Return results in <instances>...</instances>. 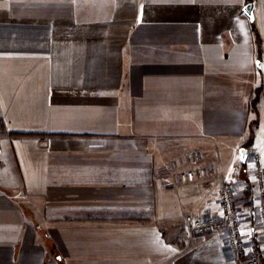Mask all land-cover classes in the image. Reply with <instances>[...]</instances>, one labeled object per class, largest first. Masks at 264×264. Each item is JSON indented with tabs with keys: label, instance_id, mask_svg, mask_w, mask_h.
Masks as SVG:
<instances>
[{
	"label": "crops",
	"instance_id": "0c3cea01",
	"mask_svg": "<svg viewBox=\"0 0 264 264\" xmlns=\"http://www.w3.org/2000/svg\"><path fill=\"white\" fill-rule=\"evenodd\" d=\"M261 83L264 0H0V264H238L185 219L262 238Z\"/></svg>",
	"mask_w": 264,
	"mask_h": 264
},
{
	"label": "built area",
	"instance_id": "2783aa9c",
	"mask_svg": "<svg viewBox=\"0 0 264 264\" xmlns=\"http://www.w3.org/2000/svg\"><path fill=\"white\" fill-rule=\"evenodd\" d=\"M249 170L254 178V198L251 219L259 227L262 238L257 240L248 234L244 217L238 205V185L225 181L220 198V214L208 216H187L185 236L221 234L232 258L238 264H264V165L256 151L250 152ZM194 175L183 176L182 180H194Z\"/></svg>",
	"mask_w": 264,
	"mask_h": 264
},
{
	"label": "trees",
	"instance_id": "16d2710c",
	"mask_svg": "<svg viewBox=\"0 0 264 264\" xmlns=\"http://www.w3.org/2000/svg\"><path fill=\"white\" fill-rule=\"evenodd\" d=\"M253 32L255 33L257 44L260 43V36L258 34L257 28L252 24ZM264 100V86L263 83L255 90L251 99V111L255 115V119L251 123V143L254 139V128L259 124V105Z\"/></svg>",
	"mask_w": 264,
	"mask_h": 264
},
{
	"label": "water",
	"instance_id": "95a60500",
	"mask_svg": "<svg viewBox=\"0 0 264 264\" xmlns=\"http://www.w3.org/2000/svg\"><path fill=\"white\" fill-rule=\"evenodd\" d=\"M253 4H251V5H248L247 6V8H246V10H245V12H246V14L250 17V18H253Z\"/></svg>",
	"mask_w": 264,
	"mask_h": 264
}]
</instances>
